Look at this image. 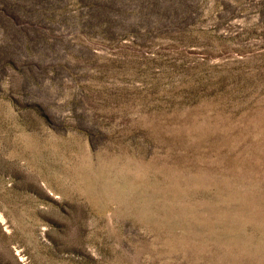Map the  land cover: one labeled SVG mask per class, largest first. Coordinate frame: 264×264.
Here are the masks:
<instances>
[{
	"label": "rangeland",
	"instance_id": "1",
	"mask_svg": "<svg viewBox=\"0 0 264 264\" xmlns=\"http://www.w3.org/2000/svg\"><path fill=\"white\" fill-rule=\"evenodd\" d=\"M0 264H264V0H0Z\"/></svg>",
	"mask_w": 264,
	"mask_h": 264
}]
</instances>
